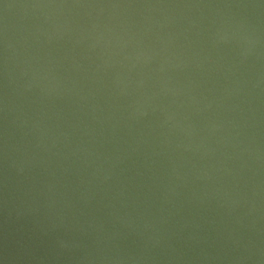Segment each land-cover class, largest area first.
<instances>
[{
	"label": "water",
	"instance_id": "1",
	"mask_svg": "<svg viewBox=\"0 0 264 264\" xmlns=\"http://www.w3.org/2000/svg\"><path fill=\"white\" fill-rule=\"evenodd\" d=\"M0 264H264V0H0Z\"/></svg>",
	"mask_w": 264,
	"mask_h": 264
}]
</instances>
